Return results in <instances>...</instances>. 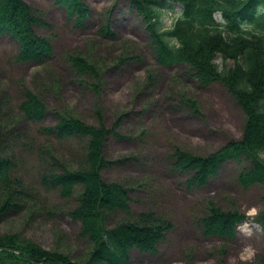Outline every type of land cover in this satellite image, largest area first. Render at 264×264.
<instances>
[{"label":"rangeland","instance_id":"obj_1","mask_svg":"<svg viewBox=\"0 0 264 264\" xmlns=\"http://www.w3.org/2000/svg\"><path fill=\"white\" fill-rule=\"evenodd\" d=\"M22 1L44 22L33 32L49 41L52 54L39 66L18 63L15 42L0 36V156L13 163V207L0 218V235L29 240L84 263L90 246L79 237L78 223L68 217L77 191L61 199L40 184L49 172L75 170L82 144L59 141L40 129L55 125L57 116H73L89 125L100 118L106 127L118 120L116 133L123 137L106 139L103 157L115 164L100 176L128 189L130 209L128 216H111L108 224L145 213L172 224L154 255L132 250L129 264H264V235L253 221L263 209L264 186L242 189L235 181L247 162H227L204 187L187 189L186 177L173 172L167 161L174 149L207 155L239 140L243 116L225 88L218 83L200 86L184 65L158 66L148 35L125 0H83L89 14L80 29L53 0ZM179 11L176 4L161 11L163 28L172 25ZM214 18L220 20L217 14ZM105 23L113 34L110 40L99 33ZM75 55L94 64L99 77L76 76L66 60ZM214 63L220 68L219 57ZM80 81L97 83V92ZM23 92L44 106L41 123L20 117ZM189 100L196 113L183 106ZM3 199L0 189V203ZM208 203L244 215L231 240L202 235L199 218Z\"/></svg>","mask_w":264,"mask_h":264},{"label":"trees","instance_id":"obj_2","mask_svg":"<svg viewBox=\"0 0 264 264\" xmlns=\"http://www.w3.org/2000/svg\"><path fill=\"white\" fill-rule=\"evenodd\" d=\"M62 8L68 20L77 28H84L89 10L83 0H53ZM129 9L139 17L148 35L154 61L162 68L184 65L200 86L221 84L243 116L239 140H229L207 155H197L174 149L167 161L173 172L186 177L187 189L202 188L214 178L227 162L240 167L235 176L242 189L264 186V0H125ZM180 6L178 16L165 29L161 11ZM219 15V21L214 15ZM44 22L22 0H0V36L7 35L17 46L15 60L36 66L49 60L52 48L49 41L33 32ZM103 38L112 39L108 23L99 30ZM219 57L221 66L214 63ZM68 66L77 76L99 77L94 64L79 55L69 56ZM227 62L230 65L227 66ZM97 92V83L85 84ZM183 106L196 108L191 100ZM20 117L30 123H41L45 108L37 97L22 93L18 106ZM97 119L89 125L76 117L57 116V122L40 132L59 141L71 140L82 144L75 170L65 167L49 172L41 179L44 190H53L61 199H68L77 191L75 207L68 217L78 223L79 237L90 248L83 264H129L130 251L154 255L157 247L172 229L161 215L139 214L137 219L122 218L109 225L116 214L128 216V189L115 182H105L100 171L114 162L103 157L108 138L123 139L116 133L118 120L106 127ZM13 163L0 156V189L4 199L0 203V218L13 207L10 172ZM245 221L235 210H220L205 205L199 218L203 236L221 241L231 240L236 228ZM264 235L263 209L253 218ZM264 240V239H263ZM0 264H77L56 251H47L35 243L13 235H0Z\"/></svg>","mask_w":264,"mask_h":264}]
</instances>
